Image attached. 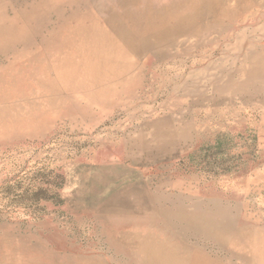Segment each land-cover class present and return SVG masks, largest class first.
<instances>
[{"label":"rangeland","instance_id":"374dc122","mask_svg":"<svg viewBox=\"0 0 264 264\" xmlns=\"http://www.w3.org/2000/svg\"><path fill=\"white\" fill-rule=\"evenodd\" d=\"M206 1L0 0V264H264V0Z\"/></svg>","mask_w":264,"mask_h":264},{"label":"crops","instance_id":"0c3cea01","mask_svg":"<svg viewBox=\"0 0 264 264\" xmlns=\"http://www.w3.org/2000/svg\"><path fill=\"white\" fill-rule=\"evenodd\" d=\"M128 1L134 0H88L95 15L101 20L108 18L109 22L113 17H121L120 13L123 11L126 12V9L131 6ZM137 249L141 256L144 255L147 264H185L174 247L166 245L157 238L137 239ZM135 258L137 257L135 256ZM131 262L134 264V259Z\"/></svg>","mask_w":264,"mask_h":264},{"label":"bare ground","instance_id":"6f19581e","mask_svg":"<svg viewBox=\"0 0 264 264\" xmlns=\"http://www.w3.org/2000/svg\"><path fill=\"white\" fill-rule=\"evenodd\" d=\"M208 1V0H207ZM207 1H206V4H207ZM213 1V0H212ZM214 1H216V0H214ZM244 1V0H243ZM259 1V0H258ZM248 2V1H247ZM218 4H219V2H217ZM256 3V2H255ZM258 3V2H257ZM216 4V3H215ZM214 4V5H215ZM249 4V3H248ZM220 6V5H219ZM243 6V5H242ZM250 6V5H249ZM255 6V5H254ZM127 8V7H126ZM225 9V8H224ZM236 9V8H235ZM238 9V8H237ZM236 9V10H237ZM251 9V8H250ZM162 10H165V9H162ZM243 10V9H242ZM129 11V10H128ZM239 11V10H238ZM235 12V11H234ZM242 12V11H241ZM244 12V11H243ZM214 13V12H213ZM236 13V12H235ZM238 13V12H237ZM151 16V15H150ZM160 16V15H159ZM159 16L158 15H156V16H152V18H150V19H148V20H155L154 22H156V20L159 18ZM119 17V16H118ZM131 18V17H130ZM136 18V17H135ZM127 19V18H126ZM139 19V18H138ZM179 19V18H178ZM128 20V19H127ZM131 20V19H130ZM132 20H133V18H132ZM140 21V20H139ZM162 21V20H161ZM166 21H168V20H166ZM180 21V20H179ZM181 21H183V20H181ZM227 21V20H226ZM127 22V21H126ZM178 26V25H177ZM168 27V26H167ZM166 27V28H167ZM121 30V29H120ZM143 30V29H142ZM178 30V29H177ZM129 31H130V29H129ZM174 31V30H173ZM115 32V31H114ZM123 32H125L124 30H123ZM128 32V31H127ZM146 32V31H145ZM161 32V31H160ZM132 33V32H131ZM135 33V32H134ZM128 34V33H127ZM156 34V33H155ZM151 35V34H150ZM136 36V35H135ZM144 36V35H143ZM147 36V35H146ZM152 36V35H151ZM131 37V36H130ZM123 39V38H122ZM138 39V38H137ZM141 39V38H140ZM147 41V40H146ZM127 42V41H126ZM137 42V41H136ZM148 42V41H147ZM115 43V42H114ZM110 44H111V42H110ZM130 45V44H129ZM135 45V44H134ZM137 45V44H136ZM128 46V45H127ZM128 50V49H127ZM141 53V52H140ZM137 54V53H136ZM243 240V239H242Z\"/></svg>","mask_w":264,"mask_h":264}]
</instances>
